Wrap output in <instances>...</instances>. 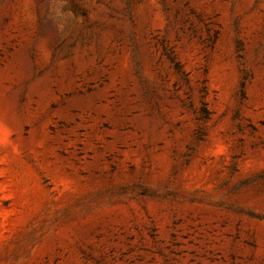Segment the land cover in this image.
Returning <instances> with one entry per match:
<instances>
[{"label":"rangeland","instance_id":"374dc122","mask_svg":"<svg viewBox=\"0 0 264 264\" xmlns=\"http://www.w3.org/2000/svg\"><path fill=\"white\" fill-rule=\"evenodd\" d=\"M0 264H264V0H0Z\"/></svg>","mask_w":264,"mask_h":264}]
</instances>
